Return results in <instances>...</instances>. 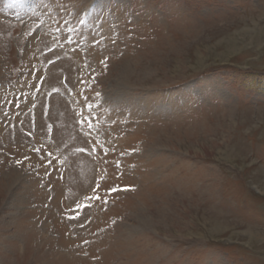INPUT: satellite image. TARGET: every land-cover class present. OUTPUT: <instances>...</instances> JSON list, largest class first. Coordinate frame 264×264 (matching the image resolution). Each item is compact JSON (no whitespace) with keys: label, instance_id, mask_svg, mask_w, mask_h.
Returning a JSON list of instances; mask_svg holds the SVG:
<instances>
[{"label":"rangeland","instance_id":"374dc122","mask_svg":"<svg viewBox=\"0 0 264 264\" xmlns=\"http://www.w3.org/2000/svg\"><path fill=\"white\" fill-rule=\"evenodd\" d=\"M0 264H264V0H0Z\"/></svg>","mask_w":264,"mask_h":264},{"label":"snow or ice","instance_id":"6c2138e0","mask_svg":"<svg viewBox=\"0 0 264 264\" xmlns=\"http://www.w3.org/2000/svg\"><path fill=\"white\" fill-rule=\"evenodd\" d=\"M88 108H89V110H91V106H90V105L88 106ZM86 121H87V123H88V127H89V129H91V127H92V123H91V121L88 120L87 118H85V119H81L80 121H78V123H79L81 126H83V125L85 124ZM37 151L39 152V149H37ZM93 151H94V150H93ZM82 152H85V150L82 149ZM45 175H47V173H45ZM115 191H117V189H112V192H115ZM89 199L100 200L101 197H100L99 195H96V196L90 197ZM106 202H107V201H105V203H106ZM88 206H89V205H78L77 207H78V209L82 210L83 208L88 207ZM69 218H70V219H76L75 216H73V217H69Z\"/></svg>","mask_w":264,"mask_h":264},{"label":"bare ground","instance_id":"6f19581e","mask_svg":"<svg viewBox=\"0 0 264 264\" xmlns=\"http://www.w3.org/2000/svg\"><path fill=\"white\" fill-rule=\"evenodd\" d=\"M17 194H18V193H14V196H13V197L15 198V200H17V197H16V196H18ZM18 200H19V202L21 203V201H20L19 198H18Z\"/></svg>","mask_w":264,"mask_h":264}]
</instances>
